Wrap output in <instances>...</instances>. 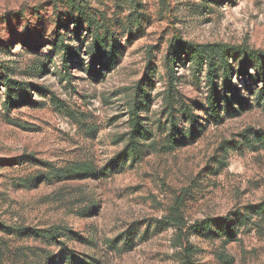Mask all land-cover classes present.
Wrapping results in <instances>:
<instances>
[{
  "label": "rangeland",
  "instance_id": "374dc122",
  "mask_svg": "<svg viewBox=\"0 0 264 264\" xmlns=\"http://www.w3.org/2000/svg\"><path fill=\"white\" fill-rule=\"evenodd\" d=\"M207 45L264 0H0V264H264V94Z\"/></svg>",
  "mask_w": 264,
  "mask_h": 264
},
{
  "label": "trees",
  "instance_id": "16d2710c",
  "mask_svg": "<svg viewBox=\"0 0 264 264\" xmlns=\"http://www.w3.org/2000/svg\"><path fill=\"white\" fill-rule=\"evenodd\" d=\"M101 47H96L95 50L98 52H104L107 49L108 43L107 41H100V45ZM192 51L191 54L194 55L193 57L197 58L196 61V67L198 69L202 68L204 61L206 60V63L208 64L209 68H213L214 67V60H213V55H230L232 52L235 53V55L237 57H242L243 58V62L239 67V75L240 76H245L247 74L246 71H243L245 69V60L250 59L252 61L251 66L255 67L257 70V76L254 78V80L256 81V83H261V89L260 92H262L264 94V70H262V65H264V54H258L256 52H252L249 50H245L243 51L241 47H237L234 49H228L227 47H221V46H217V45H207V46H194L191 50ZM71 51L67 48L66 49V53H70ZM63 59H64V55H63ZM223 75L226 77L227 76V69L224 70ZM229 99L227 97L224 98V101H226L227 103ZM217 98H215L213 95L210 96V102H209V106H211L212 108H216V103H217ZM237 102L242 105V101L240 99L237 100ZM135 111V108H134ZM136 112L132 113V131H131V140L134 141L136 140L139 136L143 135V133L145 132L141 127L140 124L138 123L137 119H136ZM129 155H134L135 154L129 153ZM202 228H206L208 226V222H202L200 225ZM179 231L180 233L183 232V229H185V227L183 225H178ZM199 229V228H198ZM197 230V229H196ZM187 231V230H186ZM186 233V232H185ZM185 233H183L185 235ZM187 234V233H186ZM184 254L186 255L187 259H190V256L193 254V248L191 245H187L185 250H184Z\"/></svg>",
  "mask_w": 264,
  "mask_h": 264
}]
</instances>
